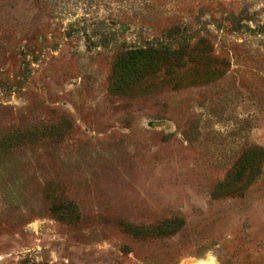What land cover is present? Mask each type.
<instances>
[{"label":"rangeland","instance_id":"374dc122","mask_svg":"<svg viewBox=\"0 0 264 264\" xmlns=\"http://www.w3.org/2000/svg\"><path fill=\"white\" fill-rule=\"evenodd\" d=\"M202 263L264 264V0H0V264Z\"/></svg>","mask_w":264,"mask_h":264},{"label":"trees","instance_id":"16d2710c","mask_svg":"<svg viewBox=\"0 0 264 264\" xmlns=\"http://www.w3.org/2000/svg\"><path fill=\"white\" fill-rule=\"evenodd\" d=\"M165 53H169V51L168 50H165ZM149 64V63H148ZM147 64V65H148ZM143 65H146V64H143ZM154 66L153 65H150V66H147V68H153ZM135 69V68H134ZM137 69H139V68H137ZM135 71H137L136 69H135Z\"/></svg>","mask_w":264,"mask_h":264},{"label":"bare ground","instance_id":"6f19581e","mask_svg":"<svg viewBox=\"0 0 264 264\" xmlns=\"http://www.w3.org/2000/svg\"><path fill=\"white\" fill-rule=\"evenodd\" d=\"M203 264V263H202Z\"/></svg>","mask_w":264,"mask_h":264}]
</instances>
